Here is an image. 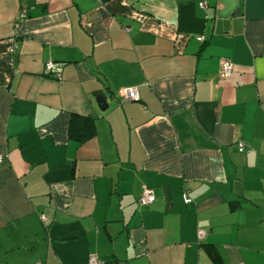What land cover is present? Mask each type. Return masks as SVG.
I'll return each instance as SVG.
<instances>
[{
    "label": "crops",
    "instance_id": "crops-1",
    "mask_svg": "<svg viewBox=\"0 0 264 264\" xmlns=\"http://www.w3.org/2000/svg\"><path fill=\"white\" fill-rule=\"evenodd\" d=\"M0 156V264H264V0H0Z\"/></svg>",
    "mask_w": 264,
    "mask_h": 264
},
{
    "label": "built area",
    "instance_id": "built-area-1",
    "mask_svg": "<svg viewBox=\"0 0 264 264\" xmlns=\"http://www.w3.org/2000/svg\"><path fill=\"white\" fill-rule=\"evenodd\" d=\"M199 6L202 8L204 7V4L200 3ZM24 15H25L24 12H21L19 17L23 18ZM198 40L200 41L201 38H198ZM220 68H221V73L224 77H229L233 71L232 66L226 60L221 62ZM45 72L46 74H53V76L59 77L60 69H59V66H57L54 63H47L45 64ZM119 98H120L119 99L120 103L136 102L139 100V96H138V92L136 88L122 89L120 91ZM237 149H238V152L243 153L248 149V145H246L244 142L239 141L237 142ZM1 162H2V156H0V164ZM153 201H154V197H153L152 192L148 189H143L138 199V203L142 206H148L152 204ZM185 202H188L187 198H185ZM41 219L44 221L43 216H41ZM203 236H204L203 232H199L200 240L203 238ZM88 264H101V262L97 259L96 256H90Z\"/></svg>",
    "mask_w": 264,
    "mask_h": 264
},
{
    "label": "trees",
    "instance_id": "trees-1",
    "mask_svg": "<svg viewBox=\"0 0 264 264\" xmlns=\"http://www.w3.org/2000/svg\"><path fill=\"white\" fill-rule=\"evenodd\" d=\"M92 119L73 116L70 120V134L74 130L81 132L82 140L87 139L92 133Z\"/></svg>",
    "mask_w": 264,
    "mask_h": 264
},
{
    "label": "water",
    "instance_id": "water-1",
    "mask_svg": "<svg viewBox=\"0 0 264 264\" xmlns=\"http://www.w3.org/2000/svg\"><path fill=\"white\" fill-rule=\"evenodd\" d=\"M96 103H97L98 108L100 110H104L108 107L106 104V101L104 100V98L101 95L96 96Z\"/></svg>",
    "mask_w": 264,
    "mask_h": 264
}]
</instances>
